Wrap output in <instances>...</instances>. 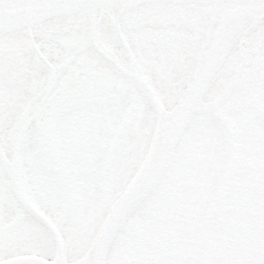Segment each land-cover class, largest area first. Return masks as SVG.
Instances as JSON below:
<instances>
[{"label": "snow or ice", "instance_id": "obj_1", "mask_svg": "<svg viewBox=\"0 0 264 264\" xmlns=\"http://www.w3.org/2000/svg\"><path fill=\"white\" fill-rule=\"evenodd\" d=\"M9 6L26 5L13 0ZM70 6L113 13L100 24L80 22L77 30L85 44L97 32L112 38L121 60L109 63L129 92L142 87L139 76L149 69L165 74L177 66L185 69L189 86L177 112L162 119L158 136L142 149L145 159L130 160V171L139 164L158 168L161 160H169L162 182L171 215L195 236H245L243 221L253 208L259 214L264 200V50L251 61L255 69L250 71L229 56L228 44L245 17L264 34V0H89ZM205 8L224 14L227 23L211 30L188 15ZM185 29L187 38L178 44L174 34ZM111 104L126 110L119 91ZM68 195V189L37 175L0 166V264H48L58 246L33 203L61 211ZM79 264L112 261L94 253ZM123 264H264V227L257 226L253 242L245 239L236 247L207 254L184 250Z\"/></svg>", "mask_w": 264, "mask_h": 264}, {"label": "rangeland", "instance_id": "obj_2", "mask_svg": "<svg viewBox=\"0 0 264 264\" xmlns=\"http://www.w3.org/2000/svg\"><path fill=\"white\" fill-rule=\"evenodd\" d=\"M68 61L70 62L57 73L50 94L46 96L36 116L24 130L17 146L16 159L18 172L37 175L59 186L52 166L48 164L49 154L50 162L65 168L70 175L81 207L80 213L65 208L64 201L61 211L55 208L41 209L39 205L33 203L55 222L64 243L65 259L70 262L86 250L98 225L138 166L130 171L129 161L141 160L144 154L142 149L147 146L153 129L154 111L142 91L138 88L134 92H129L116 76L112 65L100 59L93 50L75 51ZM148 71L147 76L154 85L164 108L169 109L175 104L184 88L185 80H181L178 75L168 80L162 71L157 69ZM98 81L109 85L105 93L100 95L97 93L77 100L71 98L66 100L60 112H52V106L59 99L60 90L73 91L82 84L92 85ZM117 91L120 93V105L126 110L115 108L111 104L113 94ZM131 100L137 105L134 107V114L137 113L132 123L133 129H126L119 134L107 157L115 132L118 131V125L123 120ZM93 106L102 113V116L99 118L95 133L83 150L86 158L78 154L74 162L64 146L65 139L73 134L81 111L92 109ZM49 137L51 140L48 139ZM91 150L93 152L89 153ZM170 166L171 162L168 161L164 170ZM162 173L154 185L157 189L154 193L159 191V194L148 193L110 243L103 258L111 259L112 264H123L126 258L130 260L131 256L136 255V247L140 244L137 234L144 229V226L160 223L167 234H174L176 218L170 213V197L162 182ZM82 194H88L91 199H85ZM157 209L160 215L152 219L151 212ZM249 213L252 216L254 212L251 209ZM249 234L253 233H245L243 237L238 234H229L225 237L215 235L212 249L221 250L226 245L239 246V242L245 239L247 243H251L255 237L248 236ZM66 235L70 239L66 240ZM195 240L197 241V236ZM138 248L140 249V246ZM146 250L144 248V251ZM140 252L141 257H144L145 253L142 250Z\"/></svg>", "mask_w": 264, "mask_h": 264}, {"label": "water", "instance_id": "obj_3", "mask_svg": "<svg viewBox=\"0 0 264 264\" xmlns=\"http://www.w3.org/2000/svg\"><path fill=\"white\" fill-rule=\"evenodd\" d=\"M87 2H89V0H23V3L26 6L12 7L9 5L13 3V0H0V35L7 31H10L0 37V43L2 46L13 43L20 44V49L23 50L21 54L22 62L32 64L33 56L34 60L35 58L38 59V57L32 51V49H29L31 48V46L29 47V37L27 36L28 32L26 29L22 28L31 30L33 26L38 25L42 21H44L42 23L43 26L53 25L52 28H59L60 31L56 32L54 31V29L51 31H40L41 29H32L31 32L34 34V38L40 48L46 53V55H48L50 62L53 65L56 63V65H61L58 68V72L68 62L71 54L75 51H79L76 49L93 50V48L90 47L91 43L104 58L109 61L111 60L113 62L119 63V61L102 46L101 32H97L94 35V38L90 44H85L84 37L78 32L76 26L81 21L75 20L73 22L61 23L64 20L72 19L74 16L78 17L79 15H86L94 10L70 6ZM94 11L95 12L93 13V15L86 20L94 22L96 24L103 23L106 16H110L111 18V16L113 15L110 10ZM61 14L63 15L57 16ZM188 15L195 23L205 26L211 30L221 28L227 23V17L224 14L212 9H199L195 12H189ZM254 23H256V21L253 18L245 17L239 26V34L234 39H239L240 31ZM69 25L72 26L69 30H61L62 27ZM14 29L18 30L15 31ZM179 32H176L174 34V39L178 44L180 43L181 38H183L184 40H186L187 38V35L184 36V30L180 34V37L178 35ZM102 34L104 37L103 41H105L106 45L110 47L108 48L113 53L118 51L114 46L112 38L107 33ZM121 39L123 40L124 37H121ZM231 41L229 42L228 46L230 45ZM30 52L34 55L32 56ZM19 53L20 51L18 52V54ZM19 56L20 54L15 55L17 59L19 58ZM22 62L20 61L19 65L25 69L24 71H22V73L24 72V74H22V78L24 80H18L17 82L16 79H19V76L16 75L7 77L6 79H1L0 76V166L6 167L11 173H15V171L16 173L18 172L17 159L15 155L17 146L25 127L34 116V111L32 113L30 112L35 107L36 99H30V97L34 91L38 92L41 88L44 87V85H46L49 75V69L45 65H42L43 67L38 65L39 62H36V64H32V66H34V68H36L38 72L42 73L39 75L37 71H35V69H32L29 65ZM55 77L56 71L53 70L51 81L47 86L48 90L53 84ZM139 79L142 82V87H140V89L143 95H145L149 100L155 114V122L148 143L149 145L158 136L162 119L177 112L178 105L180 104L182 99L181 94L184 88H187L189 86V82L187 85V80H185L184 88L178 95L175 104L169 109H172L175 105L176 106L172 110L167 111L169 109H164L150 82L142 74H140ZM48 90H46L45 92H48ZM25 113L27 114L25 115ZM173 148L174 144L169 146V150H172ZM10 155L12 160L15 157V171L13 170L12 165L6 163L4 160H9ZM143 159H145V156H143L142 160ZM166 162L167 159L161 160L160 166L158 168H149L144 164H139L129 183H126L127 186H124L125 189H122L123 192L122 190L120 191V193L122 192L121 196L118 198V196L120 195L119 193V195L117 196L118 199L116 198V202L111 206L101 225L99 224L100 227L98 225V232L97 230L95 231L86 250L75 260L79 259L80 257L81 258L77 261L73 260L74 262L72 263H66L64 260V246L56 226L50 221L47 216H45L33 205V207L39 212V215L47 221L55 234L58 250L54 254V257L52 259L47 258L48 264H79V262H82L94 253L102 258L118 228L123 224L127 216L146 195L150 187L156 182L161 171L166 165ZM141 177H143V179H141ZM251 191L254 193L255 188L251 189ZM259 214L261 216L264 215V200L260 201ZM176 237L184 246H188L191 243L192 233L185 225V223L179 218L177 219L176 224Z\"/></svg>", "mask_w": 264, "mask_h": 264}, {"label": "flooded vegetation", "instance_id": "obj_4", "mask_svg": "<svg viewBox=\"0 0 264 264\" xmlns=\"http://www.w3.org/2000/svg\"><path fill=\"white\" fill-rule=\"evenodd\" d=\"M188 30L189 29L184 30L183 32L184 36L187 35ZM181 33L182 31L179 32L178 34L179 37L181 36L180 35ZM174 38H175V35H174ZM184 41L185 40L181 38L179 44H182ZM10 47L11 46H8L7 48L3 49V52L1 54L0 76H1V79H6L7 77H12L13 75L19 76V79H16L18 82V80H24L22 78V74H24V72L22 73V71H24L25 69L19 65L21 61L20 56L18 59L15 57V55H19L18 52L16 53L9 52ZM262 50H264V34H261L258 28L256 27L254 30L248 31L242 34L240 36V39L237 40V42H235L228 49V54L237 63L246 64L250 71H254L255 65L251 63V61L254 58H256L258 55H260ZM98 57L103 59L100 55H98ZM47 59H49L48 55H47ZM90 62H92V60ZM162 73L168 78V80H172L174 75H178V77L183 81L188 79L187 72L185 71L183 67H180V66L175 67L168 74H165L164 72ZM145 74L149 75V71L148 72L145 71ZM104 85L106 84L105 83L103 84L102 82L98 81L92 85H89L86 83L82 84L79 86V88H75V90L73 91H65L64 89L60 90L59 95H58L59 99L52 106V109H53L52 112L53 111L60 112L63 108V105L66 103V100H69L71 98L77 100V98L92 96L93 94L95 95L97 93L99 95L100 93H105L104 89L102 88ZM49 94L50 92L47 94V96ZM97 111L98 109L96 107L81 111V114H79L78 116L79 118L78 124L75 127L73 134L70 135L67 139H65L64 146H67L68 155L71 157V159L74 162L78 154H82L86 158V154L83 153V150L86 149L85 147L86 143H88V140L95 133L97 129V126H98ZM48 139L51 140L50 137ZM91 152H93V150H91L89 153ZM89 153H88V156H89ZM108 155L110 154L108 153L107 157ZM48 159H50L49 154H48ZM53 165L55 166L57 170L60 169V166H57L56 164H53ZM252 210L254 213H252V216L250 213L247 215V217L243 221V227L246 229L245 233H248V232L253 233L252 235L255 237L257 226L260 225L261 227H264V223L263 221L260 223V218L257 216L256 209L253 208ZM252 235L249 234L248 236H252ZM171 237L172 235H167V237L165 238H171ZM195 238L196 236L193 235V241H192L191 246L189 247L184 248L178 243L177 245L180 246V248L173 249V252H170L173 254H170V255H174L184 250H195V251L205 253V254L210 253V252L220 251L217 249H212V244L214 242L213 239L215 238V234H205V235L197 236V241L195 240ZM166 242H167V239H164V238H163V241H161L160 252L162 253L163 256L166 255V252L169 249L170 250L172 249L171 244L168 245ZM217 242L219 243V240ZM242 243H244L243 240L239 242V245H241ZM223 246L225 247V242L223 243ZM236 246L233 245V247H236Z\"/></svg>", "mask_w": 264, "mask_h": 264}, {"label": "trees", "instance_id": "obj_5", "mask_svg": "<svg viewBox=\"0 0 264 264\" xmlns=\"http://www.w3.org/2000/svg\"><path fill=\"white\" fill-rule=\"evenodd\" d=\"M129 115H130V116H131V115L134 116L135 114H134V112H132V110H130V111H129V114H128V117H129ZM128 117L125 118V120L123 121V123H122V127H123V125H125L126 121L128 120ZM58 175H59V177L61 178L60 180H61V182L64 184L65 188L69 190V195L67 196V197H69L68 206H71V205H72V206L75 208L76 202H75V199H74V197H73V195H72V192H71V190H70V186L68 187V184L64 182V181H66V180H65V178H64L62 175H60V174H58ZM72 206H71V207H72ZM151 213H152L151 216H152V217H155V218H157V216L160 215V212H159L158 209L155 210L154 212H151ZM145 227H146V226H145ZM150 237L153 238L152 235H150ZM153 239H154V238H153ZM155 241L157 242L156 249H159L158 247L161 246V241H160V239H159L158 237L155 238ZM170 241L172 242V244L170 243L172 249H171V250L169 249V250L166 252V255L173 254V253H170V252H173V249H179V248H180V246L177 245L178 243L176 242V240H175L174 238H171ZM154 256H155V254H154V252L152 251V252L150 253L149 257H154ZM160 256H163L162 253H158L155 257H160Z\"/></svg>", "mask_w": 264, "mask_h": 264}, {"label": "bare ground", "instance_id": "obj_6", "mask_svg": "<svg viewBox=\"0 0 264 264\" xmlns=\"http://www.w3.org/2000/svg\"><path fill=\"white\" fill-rule=\"evenodd\" d=\"M68 62H70V61H68ZM68 62H67V63H68Z\"/></svg>", "mask_w": 264, "mask_h": 264}]
</instances>
